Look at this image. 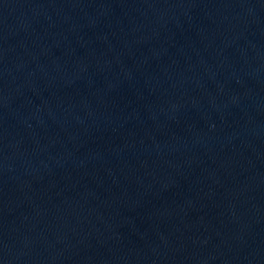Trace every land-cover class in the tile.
<instances>
[{
  "label": "water",
  "instance_id": "water-1",
  "mask_svg": "<svg viewBox=\"0 0 264 264\" xmlns=\"http://www.w3.org/2000/svg\"><path fill=\"white\" fill-rule=\"evenodd\" d=\"M0 264H264V0H0Z\"/></svg>",
  "mask_w": 264,
  "mask_h": 264
}]
</instances>
